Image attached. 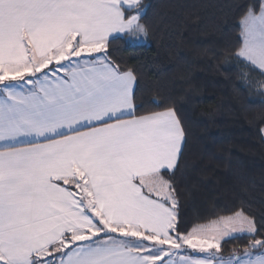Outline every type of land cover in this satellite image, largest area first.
<instances>
[{"label": "snow or ice", "instance_id": "1", "mask_svg": "<svg viewBox=\"0 0 264 264\" xmlns=\"http://www.w3.org/2000/svg\"><path fill=\"white\" fill-rule=\"evenodd\" d=\"M218 31L197 55L264 96V0H229ZM150 39L144 0H0V264H264V201L185 226L190 66L153 80L118 55Z\"/></svg>", "mask_w": 264, "mask_h": 264}, {"label": "trees", "instance_id": "2", "mask_svg": "<svg viewBox=\"0 0 264 264\" xmlns=\"http://www.w3.org/2000/svg\"><path fill=\"white\" fill-rule=\"evenodd\" d=\"M144 2L149 21L163 39L121 45L118 55L145 65L153 80H166L190 66L191 89L188 84L176 85L192 98L185 110L195 124L194 135L200 138L189 156V167L177 176L185 226L206 223L214 211L238 197L252 200L259 210L264 201V143L258 134V117L264 113V96L250 91L226 67L197 55L222 39L218 28L228 13L229 0ZM238 176L252 186L250 192L242 191Z\"/></svg>", "mask_w": 264, "mask_h": 264}]
</instances>
